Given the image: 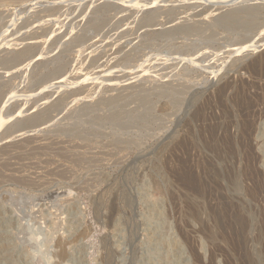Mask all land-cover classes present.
<instances>
[{
  "label": "rangeland",
  "instance_id": "obj_1",
  "mask_svg": "<svg viewBox=\"0 0 264 264\" xmlns=\"http://www.w3.org/2000/svg\"><path fill=\"white\" fill-rule=\"evenodd\" d=\"M0 122V264H264V0H0Z\"/></svg>",
  "mask_w": 264,
  "mask_h": 264
},
{
  "label": "bare ground",
  "instance_id": "obj_2",
  "mask_svg": "<svg viewBox=\"0 0 264 264\" xmlns=\"http://www.w3.org/2000/svg\"><path fill=\"white\" fill-rule=\"evenodd\" d=\"M123 1V0H122ZM209 1V0H208ZM248 1V0H247ZM136 2V1H135ZM203 2H204V0H203ZM131 3V2H130ZM207 3V2H206ZM216 3V2H215ZM214 3V4H215ZM231 3L233 4V2L231 1ZM235 3V2H234ZM221 5V4H220ZM228 5V4H227ZM129 6H131V5H129ZM133 6V5H132ZM136 6V5H135ZM214 6V5H213ZM218 6V5H217ZM223 6V5H222ZM140 7V6H139ZM219 7V6H218ZM127 8V7H126ZM255 8V7H254ZM145 9V8H144ZM257 11V10H256ZM235 12V11H234ZM258 12V11H257ZM225 15V14H224ZM257 15V14H256ZM223 17V16H222ZM229 17V16H228ZM234 17V16H233ZM233 17H231V18H233ZM235 18V17H234ZM230 19V18H229ZM249 19H250V17H249ZM235 20H237L236 18H235ZM252 20V19H251ZM233 21V20H232ZM234 22V21H233ZM246 22V21H245ZM251 22V21H250ZM226 23V22H225ZM247 23V22H246ZM254 23V22H253ZM253 23H251V24H253ZM239 24V23H238ZM242 27V26H241ZM34 44V43H33ZM39 44V43H38ZM253 46H251V48H252ZM248 48V47H247ZM256 48V47H255ZM242 49V48H241ZM240 50V49H239ZM253 50V49H252ZM35 57V56H34ZM35 60H37V59H35ZM33 61V60H32ZM34 62V61H33ZM30 63H32V62H30ZM29 66V65H28ZM60 82V81H59ZM58 82V83H59ZM56 84H57V82H56ZM60 84H62V82L60 83ZM58 86H59V84H57ZM53 86V85H52ZM64 86V85H63ZM61 88V87H60ZM63 88V87H62ZM14 96H16V95H14ZM12 98H14L13 96H12ZM11 98V99H12ZM16 98V97H15ZM13 100V99H12ZM8 102H11V100L10 101H8ZM7 103V102H6ZM8 104V103H7ZM6 104V105H7ZM4 106V105H3ZM5 107V106H4ZM2 111H3V109H2ZM2 120H4V119H2ZM5 121H6V118H5ZM7 121H8V119H7ZM1 122H3V121H1ZM0 122V123H1ZM0 126H2V123L0 124ZM5 126V125H4ZM2 129V128H1Z\"/></svg>",
  "mask_w": 264,
  "mask_h": 264
}]
</instances>
